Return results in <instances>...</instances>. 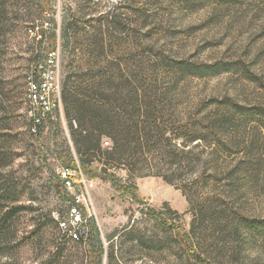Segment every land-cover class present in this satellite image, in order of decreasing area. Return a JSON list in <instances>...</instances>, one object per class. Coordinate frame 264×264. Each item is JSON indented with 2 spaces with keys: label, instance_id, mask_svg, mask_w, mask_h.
Listing matches in <instances>:
<instances>
[{
  "label": "rangeland",
  "instance_id": "374dc122",
  "mask_svg": "<svg viewBox=\"0 0 264 264\" xmlns=\"http://www.w3.org/2000/svg\"><path fill=\"white\" fill-rule=\"evenodd\" d=\"M53 50L61 90L85 115H107L118 129L140 107L150 141H132L119 163L84 155L62 95L33 133L28 79ZM215 63L228 70L197 77L188 68ZM233 103L264 108V0H0V219L17 208L0 264L97 263L92 242L70 241L56 222H71L75 195L102 241V264H188L149 209L193 229L214 264H264V126ZM113 145L104 135L103 149ZM67 165L71 190L60 178ZM103 167L135 184L143 202L103 179Z\"/></svg>",
  "mask_w": 264,
  "mask_h": 264
},
{
  "label": "trees",
  "instance_id": "16d2710c",
  "mask_svg": "<svg viewBox=\"0 0 264 264\" xmlns=\"http://www.w3.org/2000/svg\"><path fill=\"white\" fill-rule=\"evenodd\" d=\"M211 2H220V3H229L233 2L234 0H207ZM55 51V50H53ZM51 53V52H50ZM49 53V54H50ZM48 54V55H49ZM46 56V59L48 57ZM188 68H191L190 70L194 74V76L197 77H206V76H213L216 74L221 73L222 71L228 70L227 67L223 63H215V64H193L188 65ZM38 72L35 71L31 75H36ZM30 75V76H31ZM69 91L67 89V86L64 87L61 90V95L63 98V101L65 105L67 106V117L70 119V122H72V119L79 123V127L77 130H73L74 132V140L78 147V150L80 152V145L77 139V134H79L80 138H82L83 146H84V155L91 154L90 156L99 155L103 157L108 163H119L124 158V152L130 144H132V141L136 144H143L144 142L150 141V133L146 130L145 122L142 120L144 117L143 114H141L140 107H136L135 110L137 114V119H133L134 121L131 123L132 125H123V127L116 129V127L113 124L108 123V116L104 114H99L97 116H91V115H85V110L83 108L82 103H79L76 100H73L71 98V95H69ZM234 104V103H233ZM72 106V110H70L68 107ZM235 108H239L244 116L254 122H259L260 124H263L264 126V108L262 107H253V108H243L236 104L233 105ZM29 108V107H28ZM134 115V116H135ZM31 121V130L33 129V133H37L39 129L44 125L45 122L42 123H35L33 119L29 117ZM76 135V136H75ZM104 135L109 136L113 141V146L111 149H103L102 147V139ZM133 136V140H130V137ZM198 139H201V137H195L193 140L196 141ZM145 140V141H144ZM82 154V153H81ZM83 156V155H82ZM82 166L85 168V170H89L91 167L90 165L86 164L84 159L82 158ZM65 168H71L70 166H65ZM61 180L63 181L61 175ZM102 178L109 181L114 188L121 191L125 195H129L133 198V200L137 202H143L141 198L139 197V189L135 184H130L125 182L123 178H120L116 176L114 173H111L108 171L107 168L102 169ZM162 178L169 184L175 185L174 180L162 175ZM64 184V181H63ZM65 187V184H64ZM179 188V187H178ZM183 194L187 197L188 201L191 203V200L189 198V195L187 194L185 189H182ZM13 192H10L8 195H6V198H10L9 200L15 201L17 200L18 196L14 197ZM77 206L74 199H71L69 211L71 208ZM20 207H18L19 209ZM168 209V212L170 214H174L177 219H179V213L177 211H173L172 209ZM14 210H17V208H13L11 210H8L5 214L3 219H0V236H3L2 233L6 234L7 229L11 227L12 221H13V213H15ZM151 216L158 217L162 219V224L167 229H173L176 236V242L178 243L182 257H185L188 264H214L211 261H209L200 251L199 244L197 243V240L195 239V234L193 229L187 230L184 228L182 224H180L178 221H169V218L161 211L156 209H149L148 213ZM56 220V219H55ZM61 221H65L63 219H57L56 222L59 226V229L64 233L65 237H67L70 241L79 243V244H86L87 242H92L91 249H89V254H96L97 251H99V260L95 264H102V260L100 259V256L102 257L103 253V247H102V241L99 237V234L96 230V236L93 237L90 235V231L87 228L86 223L82 220V223H79L75 227L70 228H62L61 227ZM264 224V223H263ZM262 230V229H260ZM259 231V230H258ZM94 240V241H93ZM56 252L54 254V257L56 255H59L60 252V246L56 247ZM113 256V254H111ZM93 260V255L90 258V261ZM46 264V263H45ZM47 264H53V263H47Z\"/></svg>",
  "mask_w": 264,
  "mask_h": 264
},
{
  "label": "built area",
  "instance_id": "2783aa9c",
  "mask_svg": "<svg viewBox=\"0 0 264 264\" xmlns=\"http://www.w3.org/2000/svg\"><path fill=\"white\" fill-rule=\"evenodd\" d=\"M60 67L59 54L57 51H52L45 62V65L37 72L36 75H31L28 79V115L34 122L42 123L53 118L54 112L60 103L61 83H60ZM33 131H35L33 129ZM108 144V142L106 143ZM65 187L68 190L74 188V180L72 178V168H63L60 171ZM83 195H75L74 201L77 206L69 211L71 222L61 221L62 228L75 227L82 223V215L80 212V204L82 203ZM60 219V216L56 214Z\"/></svg>",
  "mask_w": 264,
  "mask_h": 264
},
{
  "label": "bare ground",
  "instance_id": "6f19581e",
  "mask_svg": "<svg viewBox=\"0 0 264 264\" xmlns=\"http://www.w3.org/2000/svg\"><path fill=\"white\" fill-rule=\"evenodd\" d=\"M56 218L58 219V216Z\"/></svg>",
  "mask_w": 264,
  "mask_h": 264
}]
</instances>
